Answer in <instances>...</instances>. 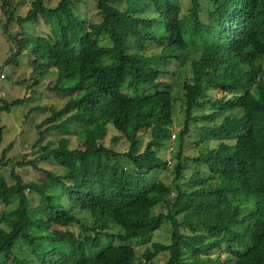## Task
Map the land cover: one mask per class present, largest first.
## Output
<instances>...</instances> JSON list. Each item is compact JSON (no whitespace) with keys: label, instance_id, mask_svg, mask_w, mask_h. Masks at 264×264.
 <instances>
[{"label":"trees","instance_id":"trees-1","mask_svg":"<svg viewBox=\"0 0 264 264\" xmlns=\"http://www.w3.org/2000/svg\"><path fill=\"white\" fill-rule=\"evenodd\" d=\"M77 1L32 0L24 16L6 14L48 25L20 37L18 53L28 45L33 67H53V89L68 95L38 125V142L63 128L77 145L64 135L18 163L64 170L42 169V183L0 175V264H143L159 254L165 264H264V0H191L187 12L179 0H93L96 22ZM138 41L155 50L136 51ZM177 103L183 129L169 167L161 153ZM109 127L128 137L123 155L102 142ZM163 220L169 242L140 258L129 241ZM222 245L227 257L210 255Z\"/></svg>","mask_w":264,"mask_h":264},{"label":"rangeland","instance_id":"rangeland-1","mask_svg":"<svg viewBox=\"0 0 264 264\" xmlns=\"http://www.w3.org/2000/svg\"><path fill=\"white\" fill-rule=\"evenodd\" d=\"M43 1L46 6L52 7L59 2V0ZM179 1L182 11L187 12L191 6V0ZM198 1L205 8L206 0ZM31 2L32 0H0V123L4 126L0 142V158L3 156L4 161L0 164V175L8 183H13L14 177L12 175L20 178L23 183H30L31 181L42 183L45 180V174L42 171L44 168L56 174L62 173L63 169L49 162L40 163L38 166L41 169H35L30 165L19 166L18 163L36 158L38 154L44 151L45 147L56 146L58 139L64 135L70 139V148H75L77 145L76 135L73 132L66 134L63 128L45 131L42 135V141L38 142L40 137L38 125L50 115L52 108L57 110L63 107L68 95L53 89L56 77V71L53 67L48 68L47 65H44L41 69L33 67L27 53L28 45H25L21 54L18 53L17 40L20 37H35L39 34L50 32V28L44 23L42 18L35 19L33 22H22L21 24L7 20L6 14L10 9L14 15L24 16L30 8ZM76 4V12L82 17L92 19L95 22L99 20L93 0H78ZM127 41L129 46L135 47L130 42L133 41L132 38L127 39ZM142 44L141 41L137 42L136 51ZM142 46L147 51L155 50L151 45L147 46L146 43ZM189 64L190 62L186 61L185 64L181 65L182 70L184 67L189 68ZM169 76L165 75L164 77L167 79ZM185 76L186 74H182V79ZM176 87L177 83L173 89L175 94L178 92ZM14 100L21 101L12 103ZM174 110L173 125L170 129L171 138L167 140L166 147L161 153L163 158L170 161L169 167L176 160L175 155L181 144L179 133L183 129L184 118L180 103L176 104ZM46 126L43 125L42 130ZM113 137L116 138L115 141L112 140ZM143 140H146V137H143ZM102 142L117 151L118 155H123L124 152L129 150L130 141L128 137L113 127H109L107 135ZM187 152L194 156L197 150L189 149ZM7 159H11V161L7 162ZM186 171L184 170V176L187 173ZM162 177L169 183L173 178V174L168 171L163 173ZM182 181H185V179L182 178ZM3 207L4 205L0 202V218ZM156 211L159 212L160 210ZM75 213L80 220L90 222L91 214L89 212L77 209ZM171 230L170 223L163 220L160 228L154 233L147 237L132 239L129 243L141 258L145 250L151 247L152 242H169ZM115 243L118 242L116 241ZM222 246L220 250H212L210 255L214 257L219 253L223 258L227 257L229 252L225 251L224 245ZM230 246L233 247V244H230ZM165 259V255L159 254L152 258L151 262L144 261L143 264H165Z\"/></svg>","mask_w":264,"mask_h":264}]
</instances>
